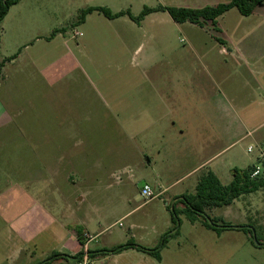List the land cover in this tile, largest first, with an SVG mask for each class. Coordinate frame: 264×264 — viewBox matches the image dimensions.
I'll return each mask as SVG.
<instances>
[{
	"label": "rangeland",
	"instance_id": "374dc122",
	"mask_svg": "<svg viewBox=\"0 0 264 264\" xmlns=\"http://www.w3.org/2000/svg\"><path fill=\"white\" fill-rule=\"evenodd\" d=\"M228 1L22 0L18 10L22 26L18 30L25 36L20 39L21 43H29L44 33L52 36V32L64 28L69 44L78 45L73 52L78 66L49 94L54 97L55 91H70L74 116L82 110L75 102L82 96L86 102L83 111L87 110L89 117L83 124V138L78 140V155H73L78 163L72 171H58V187L51 189L57 194L53 193L51 203L45 204L46 208H52L56 225L52 227L50 242L39 241L41 251L36 257L39 262L48 258L42 251L45 244L52 250H63L72 230H75L78 251L111 248L129 239L146 248L156 247L162 236L174 231L170 211L176 197L194 193L199 170L206 169L208 159H212L207 163L218 171L223 185L231 182L234 169L246 170L260 165L262 173L258 177L264 176V3L250 16H242L232 8L217 19L219 32L214 35L225 40L227 46L213 37L211 27L204 29L189 22L175 23L166 12L155 17L158 24L162 23L158 27L163 31L162 42H148L138 31L130 34V42L114 39V32L109 30L111 25L103 23L107 20L97 12L88 17L86 24L73 26L80 10L87 7H104L112 13L129 10L138 16L144 6L202 8ZM116 29L128 34L122 25ZM74 30L81 36L72 37ZM14 33L13 27L8 26L3 52ZM55 44L54 58L58 60L65 50L63 41ZM155 58L159 59L158 63L148 75L144 71L150 59ZM151 78L158 83L183 86V107L169 114V127L171 121L178 127L190 126L194 131L201 126L210 130L212 138L195 140L188 135H172L174 129L150 124L137 115L124 114L115 119V93L127 89L129 84L135 85L131 102L138 114L146 109L145 103H149L145 91ZM1 95L0 90V100ZM119 100L127 102L129 93H122ZM51 110L60 115L64 107L52 106ZM31 114L32 109L24 106L19 112L10 114L12 122L6 130L10 139H4V128H0V264H7L5 258L11 245H18L11 232L12 221L29 210L36 199L35 188L22 185L23 181L32 179L34 172L22 170L25 161L20 162L18 155L23 133L21 121ZM159 134L163 135L168 152L163 163L151 170L137 157V152L146 153V145L156 144ZM249 147L250 152L247 151ZM68 173L74 182L68 189L82 198L72 196V212L66 208L69 200L59 192L60 177ZM156 176L160 181H156ZM144 182L151 188L160 182L167 190L145 201L138 191ZM183 207L176 205L180 211L179 232L168 237L160 252L162 264H264V248L260 247L264 244V189L240 196L228 206L204 211L207 218H219V225L246 226L247 232L256 233V241L240 230H226L217 235L205 228L201 219L191 222L182 211ZM81 224L87 225L90 233L75 228ZM77 249L72 252H78ZM85 257L86 264H99L97 261L105 256ZM124 258L131 264H148L152 259L136 250ZM55 261L51 263L56 264ZM57 264L70 263L59 261Z\"/></svg>",
	"mask_w": 264,
	"mask_h": 264
},
{
	"label": "crops",
	"instance_id": "0c3cea01",
	"mask_svg": "<svg viewBox=\"0 0 264 264\" xmlns=\"http://www.w3.org/2000/svg\"><path fill=\"white\" fill-rule=\"evenodd\" d=\"M210 1L215 2V0ZM21 3L22 0H19L17 4L10 7L8 13L0 22V61L11 58L4 63L1 69L0 90L2 91V99L0 100V128H4V139H10L9 132L6 131L12 122V116H10V114L19 112L20 108L23 106L30 110L32 109V114L29 115V117H23V121H21L23 124V133L20 137L22 141L18 148V155L20 162L24 163L25 161V164L22 165V170L34 172L32 179H29L27 182L26 180L23 181L22 185L24 187L33 186L35 188L34 192L36 199L33 200V205L29 210L12 221L13 230H11V232L18 240V245H11V249H9L5 259L7 264H40L44 261L39 262L36 259L37 253L41 251L39 241L41 239L43 242H50L52 227L56 225V218L53 216L52 208H46L45 204L51 203L53 193L54 196L57 194L55 190L51 191V189H57L58 187V171L65 173L66 171H72L78 163V158L75 159L73 155H78L76 151L79 145L78 140L83 138V124L89 121V117L87 115V110L85 112L83 111L86 102L83 100L82 96H78V99L75 101L82 110L74 116L73 94L71 95L70 91H67V89H61L57 91L58 93L55 91V98L53 96L51 97L49 94V92L54 90L57 84L62 83L63 79H66L67 76L73 72L74 67L78 66L73 54V52L77 50L78 45L72 47L69 44V40L66 38L67 32L64 28L60 29V31L52 36L44 33L43 35H38L29 43H21L20 39L25 36L23 32L20 33L18 30L20 26H22V20L19 18L18 12ZM217 4L218 3H215L211 6ZM93 13L88 14L82 24H86L89 20L88 17ZM162 13L163 11L150 13L146 15L139 24L132 21L127 15L112 20L105 18L107 22L103 23L111 25V27L108 28L110 32H114L112 34L113 38L117 40L124 39L125 42H130V34H135L138 31L140 36L148 42H153L155 40L162 42L164 40L163 31L158 29L159 25L162 26V23L160 22V24H158V19L155 18L158 14ZM121 25L127 28L128 34L125 31L122 33L120 30L116 29ZM8 26L10 28L13 27L15 33L7 45V50L3 52L2 49L5 37L8 36ZM146 26L150 28L146 30ZM207 27H211L215 39H218L221 44L227 46L225 40L219 39L214 35V33L219 32L217 21L215 27L207 23L202 28L205 29ZM103 29L105 30L107 28ZM76 32L79 34L78 36L75 35ZM80 36L81 33L74 30L72 37L78 38ZM109 38L110 37H108V39ZM58 40L61 43L63 41L65 52L63 56L57 60L54 58V50L56 46L55 43ZM79 51L81 53V50H78V52ZM157 60L159 59H150L144 72L148 75L151 74L155 64L158 63ZM79 73L85 76L82 70H80ZM57 78L62 79V81L57 82ZM149 82V88L145 91V97L149 100V103H145L146 109L138 114L135 111L134 102H131V92H136L135 85L129 84L127 89H120L115 93V98L113 99V106L117 108L113 115L115 119L124 114H128L129 116L137 115L140 118H146V121L150 124H162L169 127V124H167L169 114L178 112L180 110L179 108L183 107V86L179 85V83L173 85L158 83L157 80H153L152 78L149 79ZM126 91L129 93V100L127 102L125 100H119V96ZM17 98L19 101H17ZM109 101H112V99H109ZM58 105L64 107V111H62L60 115L56 114L55 110H51L52 106L55 107ZM101 116L103 121L104 116ZM153 117H157L155 121H151ZM175 124V121H171L172 126H170L169 129L175 130L172 132V135L179 137L188 135L195 140L212 138L209 129H202L201 126H199V129L197 128V130L194 131L190 126L178 127ZM25 127L28 128V130H24ZM85 129L87 135V126ZM159 136L160 137L157 138L159 141L156 144L150 142L146 145V153H143L142 150L137 152V157L143 160L144 164L150 166L151 170L156 168L159 163H163L168 152L162 141L164 138L163 135L159 134ZM79 155L82 157L83 151L79 152ZM210 160L212 159H208L207 162ZM82 161L83 158L80 159V163H82ZM207 162L205 163L207 164L206 169L203 171L202 169L199 170V172H201L200 175L210 170L220 180L218 171L208 165ZM195 170L196 169L191 172ZM156 178V181H160L158 176H156ZM60 179H62L61 182H59L60 195L64 199L69 200L67 201L68 207L66 206V208L72 212V196H75V198H82L80 195H77V192L72 193V191L68 189L70 183L74 184L70 173L64 174V177H60ZM176 182L177 181H175V183ZM144 184L149 185L146 182L142 183L138 191H140L141 186ZM155 188L158 189V192ZM152 189L157 195L167 190V188H163L160 185V182ZM23 192L25 191L23 190ZM76 227H79V230L88 231V227L85 224L77 225L75 228ZM74 233L75 230H72V235L64 244L63 250H52V248L46 247L45 244L42 251L45 252L47 257H49L48 254L52 252L71 256L76 254L77 252H72L77 249L76 246L78 245ZM89 245L90 243L88 246ZM93 249L98 250V248ZM132 250L134 249H128L116 255H107L97 262L99 264H131L124 256L128 255ZM160 256V262L151 257L156 263H154L152 259L148 260L147 263L162 264L163 257L161 253ZM96 258H98V256L93 259ZM59 261L60 260H57L55 263L57 264ZM51 262L53 263V261ZM51 262L47 264H52Z\"/></svg>",
	"mask_w": 264,
	"mask_h": 264
},
{
	"label": "trees",
	"instance_id": "16d2710c",
	"mask_svg": "<svg viewBox=\"0 0 264 264\" xmlns=\"http://www.w3.org/2000/svg\"><path fill=\"white\" fill-rule=\"evenodd\" d=\"M18 2L19 0H0V22L8 13L10 7L17 4ZM263 3L264 0H229L226 3H218L214 6H205L202 8H186L161 5L150 8L144 6L139 15L136 17L132 16L128 10L112 13L109 9L104 7H87L80 10L78 19L73 26L81 25L84 22L85 17L93 12H97L110 20L127 15L132 21L139 24V22L143 20L146 15L157 11H163L166 12L175 23L183 24L189 22L199 27H203L205 24L209 23L215 27L217 19L230 9L236 8L242 16H250L254 13L255 8L259 5H262ZM55 33H57V31L52 32V35ZM10 59L11 58H6L0 61V79L1 69L4 63ZM252 171L253 168L246 170L234 169L232 171V180L227 185H223L218 177L210 170L202 173L196 183L194 193L182 194L181 196L176 197L170 211L171 222L174 225V231L173 233L162 236L156 247L146 248L136 244L132 239H129L126 243L111 248H103L95 251L80 250L72 256L58 252H52L51 255L41 264H47L54 260H60L62 263L69 262L70 264H77L82 262L85 256H87L89 259H93L96 256L116 255L128 249H134L136 251L145 253L154 258L156 261L160 262V252L166 246L168 237L175 236L179 232L180 220L178 213L180 211H178L176 208L177 204H182L184 206L182 211L191 222L201 219L202 225L205 228L214 231L217 235H220L226 230L246 231V226H234L230 224L219 225V218H207L204 216V211L206 209H212L215 207L228 206L240 196L264 189V176L251 179L250 175ZM78 232V237H80V231ZM247 233L251 235V240H257V236L254 231H248ZM78 241L80 244H82L81 240ZM260 247L264 248V244H262Z\"/></svg>",
	"mask_w": 264,
	"mask_h": 264
},
{
	"label": "built area",
	"instance_id": "2783aa9c",
	"mask_svg": "<svg viewBox=\"0 0 264 264\" xmlns=\"http://www.w3.org/2000/svg\"><path fill=\"white\" fill-rule=\"evenodd\" d=\"M75 35L78 36L79 34L76 32ZM247 151L250 152L251 151V147H249L247 149ZM261 173H262L261 166L260 165H256L253 168V171L251 172L250 178L251 179L257 178ZM139 194H140L141 197L144 198L145 201H150V200L154 199L157 196V194L153 191V189L147 184H144V185L141 186ZM85 258L86 257L83 258L82 262L77 263V264H86V263H88V260H86Z\"/></svg>",
	"mask_w": 264,
	"mask_h": 264
}]
</instances>
